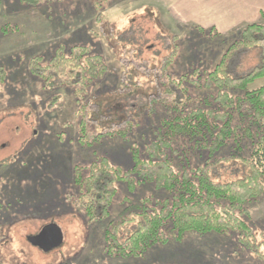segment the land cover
<instances>
[{
	"label": "rangeland",
	"instance_id": "obj_1",
	"mask_svg": "<svg viewBox=\"0 0 264 264\" xmlns=\"http://www.w3.org/2000/svg\"><path fill=\"white\" fill-rule=\"evenodd\" d=\"M245 26L219 35L210 29L181 27L170 18L164 0H47L39 7L0 0V66L6 69L0 83V264H264L238 248L236 233L189 234L179 243L156 245L140 257H110L104 248L108 222L130 203L144 197L163 199L166 194L151 184L130 192L119 182L110 218L89 222L72 181L75 166H89L102 157L123 171L130 169L131 149L146 148L167 116L160 105L179 97L173 88L171 97L162 96L169 79L191 68L211 71ZM174 39L180 51L171 68L165 62ZM76 45L100 54L107 66L104 78L92 82L79 102L69 84L54 81L46 87L29 71L32 61L49 60L59 48L69 51ZM259 63V48L243 50L230 72L241 76ZM261 86L264 77L250 89ZM211 92L192 88L191 108ZM56 96L58 102L53 101ZM83 120L87 135L79 132ZM130 122L135 127L128 140L108 134ZM98 135L99 140H92ZM188 157L194 166L202 163L194 151ZM223 164L215 181L243 177L239 163ZM175 165L179 169L178 160ZM248 208V222L260 241L264 197ZM50 224L60 229L63 240L45 253L27 239ZM135 228L136 224L123 228L120 237Z\"/></svg>",
	"mask_w": 264,
	"mask_h": 264
},
{
	"label": "trees",
	"instance_id": "obj_2",
	"mask_svg": "<svg viewBox=\"0 0 264 264\" xmlns=\"http://www.w3.org/2000/svg\"><path fill=\"white\" fill-rule=\"evenodd\" d=\"M17 1L24 6L39 7L47 0ZM210 31L219 35L215 29ZM179 48L174 39L172 55L165 65L175 66ZM254 48L260 51L259 65L241 76L232 75L230 67L236 55ZM45 61L42 58L32 61L30 73L46 87L54 81L69 84L76 102L92 82L104 78L107 72L104 58L86 46H72L69 51L61 47ZM263 77L264 24L252 23L242 29L239 39L211 71L191 68L169 79L162 96L171 97L173 88L179 97L160 105L167 116L146 148L131 149L130 169L123 171L105 157L89 166L73 168L78 203L89 222L110 218L119 182H124L130 192L138 185L151 184L166 194L163 199L144 197L130 203L115 220L108 222L104 231L108 256L140 257L156 245L179 243L189 234L204 237L236 233L238 248L264 261V237L258 241L248 222V205L264 197V86L250 89L251 84ZM5 78L6 69L0 66V83ZM192 88L212 92L205 94L196 108H191ZM59 99L56 96L53 101ZM82 107L86 111V104ZM134 127L130 122L129 126L108 134L128 140ZM79 132L89 134L85 120ZM101 137L93 136L92 140ZM80 141L88 142L83 137ZM226 149L229 153L222 154ZM189 151H194L202 163L192 165ZM177 160L179 169L175 168ZM223 162L239 163L243 177L215 181L216 173L225 165ZM134 224L135 230L121 238L122 229Z\"/></svg>",
	"mask_w": 264,
	"mask_h": 264
},
{
	"label": "crops",
	"instance_id": "obj_3",
	"mask_svg": "<svg viewBox=\"0 0 264 264\" xmlns=\"http://www.w3.org/2000/svg\"><path fill=\"white\" fill-rule=\"evenodd\" d=\"M181 27L215 29L221 34L264 19V0H164Z\"/></svg>",
	"mask_w": 264,
	"mask_h": 264
},
{
	"label": "water",
	"instance_id": "obj_4",
	"mask_svg": "<svg viewBox=\"0 0 264 264\" xmlns=\"http://www.w3.org/2000/svg\"><path fill=\"white\" fill-rule=\"evenodd\" d=\"M62 233L60 229L50 224L42 228L37 235L29 237L28 243L43 252H49L62 244Z\"/></svg>",
	"mask_w": 264,
	"mask_h": 264
}]
</instances>
